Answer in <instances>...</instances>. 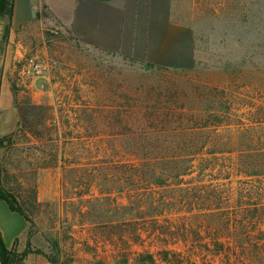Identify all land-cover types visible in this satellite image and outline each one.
<instances>
[{
	"label": "rangeland",
	"instance_id": "rangeland-1",
	"mask_svg": "<svg viewBox=\"0 0 264 264\" xmlns=\"http://www.w3.org/2000/svg\"><path fill=\"white\" fill-rule=\"evenodd\" d=\"M174 5L175 23L191 32L188 68L157 67L86 47L45 7L37 15L43 23L31 36V53L15 63L14 81L30 62H39L49 84L39 95L20 87L16 120L0 148V187L23 202L30 220L25 247L14 249L29 251L18 264H264L239 247L262 244L264 226L234 224L238 189L258 180L236 176L229 162L196 160L178 169L186 170L181 181L171 178L165 187L149 184L151 179L130 183L117 174L128 169L123 152L155 147L144 140L152 121H141L158 109L212 110L229 98L234 125L237 116L246 119L264 102V0ZM5 24L2 44L9 37L2 39ZM63 166H80L88 176L74 179L70 172L64 178ZM96 168H103L102 176L93 181ZM207 186L224 193H200ZM219 244L223 250L216 254ZM165 250L171 252L167 260ZM150 254L153 263L146 260Z\"/></svg>",
	"mask_w": 264,
	"mask_h": 264
},
{
	"label": "trees",
	"instance_id": "trees-1",
	"mask_svg": "<svg viewBox=\"0 0 264 264\" xmlns=\"http://www.w3.org/2000/svg\"><path fill=\"white\" fill-rule=\"evenodd\" d=\"M14 0H0V23L6 21L2 30V39L6 40L9 34L10 21L13 16ZM161 69V68H157ZM1 84V82H0ZM148 92H145V96ZM148 98V97H147ZM146 99H142V103ZM224 107L209 109H198L192 112H173L172 110H156L157 116L143 117L141 124L146 125L148 120L152 121L154 128L146 133V142H155V147L150 145H138L122 153L125 160V172L117 173L119 176L125 175L127 182H146L157 187H165L171 178L180 179L187 175L186 170L177 172L184 165H191L196 160H224L235 167V175L247 179L258 180L255 184L242 186L238 189L239 199L236 205L237 222L235 227L247 229L249 226H264V102L258 107L257 112H250L246 119L238 117V122L233 125L231 117L232 102L229 98H224ZM157 108L153 105V109ZM251 111V110H250ZM231 121V122H230ZM5 137L0 138V148ZM209 141L212 143L210 144ZM210 144V145H209ZM120 154V152H117ZM123 161V160H122ZM50 167V166H49ZM63 166V176L70 177L76 175L74 179H82L88 176L86 171L80 172L81 167L69 168ZM73 169V170H72ZM103 168L93 169L91 178L93 181L99 180L102 176ZM88 187L85 195H88ZM184 188L179 187L178 192L183 193ZM200 193H206L209 197H221L223 189L209 186L202 188ZM0 198L6 202L12 212L21 215L27 222L24 204L18 203L17 199L0 187ZM252 199L255 203L249 204ZM34 201V197H33ZM209 217L210 212L204 214ZM130 221V222H129ZM134 222L133 219L127 223ZM227 230L230 224H226ZM264 236V230H259ZM256 248H249L240 245V251L244 256H251L264 262V241L262 244H255ZM216 254L223 250V245L216 246ZM228 250L230 248H227ZM25 249L18 254L14 249H7L4 245L0 232V264H18L22 257L28 254ZM170 250L162 252L164 260L170 254ZM146 260L153 263L152 255L146 256Z\"/></svg>",
	"mask_w": 264,
	"mask_h": 264
},
{
	"label": "crops",
	"instance_id": "crops-1",
	"mask_svg": "<svg viewBox=\"0 0 264 264\" xmlns=\"http://www.w3.org/2000/svg\"><path fill=\"white\" fill-rule=\"evenodd\" d=\"M174 4L175 0H14L8 41L2 44L0 37V137L16 120L20 87L39 95L49 84L48 72L32 81L23 76L14 81L15 63L33 50L31 36L35 38L36 24L43 23L37 15L41 16L44 7L86 47L157 67L188 68L193 61L191 32L175 23ZM27 229V221L0 198V232L5 247L23 249Z\"/></svg>",
	"mask_w": 264,
	"mask_h": 264
},
{
	"label": "built area",
	"instance_id": "built-area-1",
	"mask_svg": "<svg viewBox=\"0 0 264 264\" xmlns=\"http://www.w3.org/2000/svg\"><path fill=\"white\" fill-rule=\"evenodd\" d=\"M46 71L44 65L39 62H30L27 67H24L20 75L23 76L27 81H32L33 79L41 76Z\"/></svg>",
	"mask_w": 264,
	"mask_h": 264
}]
</instances>
